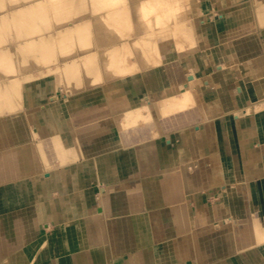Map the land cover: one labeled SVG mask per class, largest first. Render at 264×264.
Here are the masks:
<instances>
[{"label":"crops","instance_id":"0c3cea01","mask_svg":"<svg viewBox=\"0 0 264 264\" xmlns=\"http://www.w3.org/2000/svg\"><path fill=\"white\" fill-rule=\"evenodd\" d=\"M216 3L208 59L177 76L220 70L230 109L217 94L206 113L161 117L152 157L97 127L96 108L84 123L65 104L5 120L0 150L33 142L35 113L45 155L0 179V264H264V0Z\"/></svg>","mask_w":264,"mask_h":264},{"label":"bare ground","instance_id":"6f19581e","mask_svg":"<svg viewBox=\"0 0 264 264\" xmlns=\"http://www.w3.org/2000/svg\"><path fill=\"white\" fill-rule=\"evenodd\" d=\"M4 1L0 0V35L9 31V37L4 41L6 44L1 45L5 48H0V69L3 62H8L13 72L0 70V142L8 132L5 120L18 118L30 107L38 114L36 111L46 106L52 112L65 104L72 111V120L89 121L92 111L89 95L92 96L97 88L104 94L108 104L107 114L109 110L110 115L107 119L97 120V116L104 113L103 108L92 111L96 115V126L113 125L118 130L117 139L132 147L144 143L145 153L150 157L154 153L153 139L159 135L158 115L183 114L193 108L206 113L204 102L197 101L201 96V87L207 82L215 86L225 109H230V96L225 90L220 70L210 78L188 75L185 78L187 81L181 79L176 85L169 82L168 87L159 77L158 65H169L178 60L179 67L183 68L187 62L189 47L184 45L175 49L174 46L179 33L189 35V25L178 22L177 14L172 13L185 8L189 0H172L166 14L174 15V18L169 17L170 23L162 27L159 40L158 35L151 39L150 35L142 36L140 33L143 21L148 17L143 14V5L159 0H128L130 5H122L123 0H114L116 2L112 3L113 8L110 7L109 11L93 15L89 12H97L95 0L87 1L88 5L85 0H76L74 10L68 13H61L59 7H52L53 14H50L47 3L66 0ZM170 8L173 12L169 11ZM213 10L210 6L204 8L198 23L202 25L211 20L216 15ZM134 21L137 26L133 27L131 35L121 34ZM91 36H94V42ZM66 41L70 44L63 45ZM185 41L183 44L187 43ZM27 50L37 55L25 53ZM197 58L198 61L207 60L208 56L202 53ZM135 88L142 95L137 101L130 99L125 103L124 93ZM57 91L64 94L60 96ZM18 99L20 104H17ZM120 101H123V107L117 105ZM6 106H9V111L5 110L7 114L2 116ZM13 107L15 110H12ZM258 108L264 109V101ZM122 109L123 112L119 111ZM35 113L29 115L34 131L43 125L42 118L34 116ZM34 131L32 143L0 150V179L26 174L32 170L28 167L33 164V159L45 155L41 145L43 137ZM194 136L197 138L198 134H191L190 139H195ZM118 153L124 155L123 152ZM98 172V175L104 176L103 165ZM202 247L204 245H197L199 257L203 254Z\"/></svg>","mask_w":264,"mask_h":264},{"label":"rangeland","instance_id":"374dc122","mask_svg":"<svg viewBox=\"0 0 264 264\" xmlns=\"http://www.w3.org/2000/svg\"><path fill=\"white\" fill-rule=\"evenodd\" d=\"M4 1V0H3ZM6 1V0H5ZM4 1V2H5ZM66 1H71V0H66ZM66 1H62V2H48L47 4L49 5L48 8L50 10V14H53L54 12H52V7H59V10L61 13H68L70 11L74 10V3L76 0H73L71 2H66ZM78 1V0H77ZM86 4L88 3L87 1L89 0H85ZM94 2V0H92ZM128 0L122 3H126ZM116 1L114 0H95V3H97V12H89L91 15H93L94 13L99 14L100 12H107L109 11L112 7V3H115ZM119 4V5H121ZM88 5V4H87ZM118 5V4H116ZM118 5V6H119ZM123 5V4H122ZM130 5V4H128ZM172 6V0H159L158 2H152V3H145L143 5L144 7V11L143 14L145 16L148 15V17H146L143 21V26H141L140 28V33L142 36L144 35H150L151 39H154L157 35H158V40H159V35H161V31H162V27H164V25H167L168 23H170L169 17L174 18V15H176L177 21L178 22H187L189 25V35H184L183 32H181V34L179 33L176 37V42H175V46L174 48H178L179 49L183 48L182 46H186L189 47V55L187 56V62H193V61H198L197 56L201 55L202 53L205 52V49L208 47L207 45V35H205L204 33V25L207 23L205 22L204 24L200 25L198 23V19H200V15H202L204 8L206 9L207 6L212 7V9H214L213 11L215 12L217 9V3L216 0H189V2H187V4H185V8H181L176 10L177 12H173L172 9L170 8L169 11H172L174 15H168L166 14V12L168 11V8ZM111 7V8H110ZM126 7H128L126 5ZM154 8V10H152ZM155 9H157V12ZM55 11V12H58ZM88 11V9H87ZM36 18L38 17V15L35 16ZM100 23V22H99ZM137 26V22H131V25L129 27H127V29L121 31V34H125V35H131V30L133 29V27ZM143 27V28H142ZM143 29V30H142ZM161 33V34H160ZM2 36V37H1ZM141 36V37H142ZM9 37V31H6L5 33L0 35V48H5V46H1L6 44L4 41L5 39L7 40V38ZM186 37V39H185ZM94 36H91V40L92 42H94ZM133 39V38H131ZM186 40L185 42H187L186 44H183V41ZM70 44L69 41L63 42V45H67ZM63 48V47H62ZM60 51V50H59ZM25 53H30L31 56H35L37 55L35 52H29L28 50ZM63 53V52H60ZM206 53V52H205ZM184 58V57H183ZM178 60H173L172 63H170L169 65H158V71H159V77L160 79L163 81V83L165 84L166 87H168L167 85L170 83L172 84H177L178 81H180L181 79L178 78V71H180V64L178 63ZM4 64H1V71L2 72H8L11 73L13 72L12 70V66L11 64H9L8 62H3ZM5 68V69H4ZM170 75V77H166ZM97 82H95L94 84H96ZM102 84H97V86H101ZM174 85V86H175ZM205 86V85H204ZM204 86L203 88L201 87L200 90V95L198 98V103L202 100L205 104V108L207 109V106L211 103L214 104L215 102H213V100L216 98L217 92L214 86V91L213 94L210 93V89L207 91V86L205 87L204 90ZM105 89V88H104ZM136 90L138 89H133L130 92L128 90H126L125 93H129L128 96L125 95L123 96L124 102L128 103V100H134L137 101L138 98H140V96L142 95V92H136ZM102 90L97 88L96 92H94L93 96H91V100L89 99L90 105L89 107L92 108H103L104 113L102 114V116H97V120L99 119H107V117L109 118L110 112L108 110V114H107V108H108V104L105 101V97L104 94L101 92ZM134 91V92H132ZM208 92V93H207ZM58 94L63 95L64 93L62 91H57ZM20 99H18L17 104L19 103ZM137 103V102H136ZM160 103V102H159ZM2 104V103H1ZM20 104V103H19ZM67 104V103H66ZM123 101H120L117 103L118 106L121 105V107H123ZM4 105V104H3ZM68 105V104H67ZM136 105V104H135ZM15 106V105H13ZM5 107V105H4ZM70 109V107H69ZM5 110L8 112L9 111V106H6V108H4V113L2 112V116H5L7 114V112H5ZM12 110H15V108L13 107ZM124 109L119 110L123 112ZM192 110H197V112L200 114L204 113L203 111H201L199 108H193ZM189 111V110H188ZM161 117H164V115H158V121ZM162 125L165 126L164 122H162ZM198 125V124H197ZM205 194V192H201L200 194ZM218 199V196L215 197L214 199L206 202L207 207H213L215 205V200ZM195 217V216H194ZM35 258V257H34ZM33 258L30 257V260H32ZM30 260H27L26 262L28 263ZM31 262V261H30Z\"/></svg>","mask_w":264,"mask_h":264}]
</instances>
